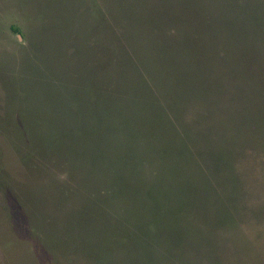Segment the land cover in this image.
<instances>
[{
    "label": "rangeland",
    "instance_id": "374dc122",
    "mask_svg": "<svg viewBox=\"0 0 264 264\" xmlns=\"http://www.w3.org/2000/svg\"><path fill=\"white\" fill-rule=\"evenodd\" d=\"M153 1L99 0L111 8L113 21L96 29L90 0H0V264H264V148L244 155L246 215L235 225L232 193L216 190L225 173L218 167L210 177L194 161H179V185L154 201L170 149L167 128L150 136L145 126L144 139L127 121L125 140L135 143L133 159L146 168L122 176L129 159L117 147L120 138L108 139L107 121L90 124L93 108L127 119L129 98L142 83L135 57L164 79L175 68L186 71L176 74L181 81L199 77L223 112L234 105L226 94L249 92L238 90L237 79L250 71L249 46H260L264 57V0H181L185 19L177 31L187 35L188 60L176 61L167 35L160 47L150 5L147 12L133 6ZM161 1L168 16L173 0ZM131 14L143 20L136 32L119 27ZM239 32L253 39L237 47L228 37L239 39ZM109 56L113 66L106 68ZM50 134L46 141L43 135ZM157 208L158 225L140 237L137 227L153 222ZM180 211L183 221L175 219ZM203 215L233 227H202L204 240L196 222Z\"/></svg>",
    "mask_w": 264,
    "mask_h": 264
},
{
    "label": "trees",
    "instance_id": "16d2710c",
    "mask_svg": "<svg viewBox=\"0 0 264 264\" xmlns=\"http://www.w3.org/2000/svg\"><path fill=\"white\" fill-rule=\"evenodd\" d=\"M171 3L170 16L163 14L166 3L161 0L150 3L136 2L133 6H137L139 9L142 7L141 11L146 10V12L148 9L154 17L151 20H154V29L157 37H159L160 47L163 46L164 36L167 35L169 37L168 47L170 49V59L174 58L173 60L176 61L182 58L184 60L187 59L183 57V54H186V51L184 52V47H186L185 40L187 39V35L177 30H181L184 25L183 20L185 18L183 15L185 7H183L181 0H173ZM147 5H150V7L147 8ZM88 8L91 13L97 16V18H95L96 29L104 27V24L113 21L111 8H108L104 3L101 4L99 0H90ZM152 8H154V10ZM142 25L143 20H141V16L131 14L130 17L122 20L119 27L134 30L136 32ZM164 25L166 26L164 27ZM13 29L20 33L22 32L16 25L13 26ZM228 38L230 42L240 47L244 42L253 39V35L239 32V39L234 33H231ZM88 40V36H85L84 41ZM259 48L260 46H253V48L249 46L248 51L252 56L247 59L246 65L249 66L250 71L248 74L239 73V78L237 79L239 80L237 81L238 90L243 91L242 89L246 88L249 92H241L239 94L229 92L226 94L225 100L231 99L234 102L232 108L226 112L220 111L219 108L217 110L215 103L218 99L213 94H209V92H213L211 86L207 84L206 88L203 87L199 81V77L193 78V74L190 77L188 76V81H185L187 78L183 76L181 81L176 74H182V72L180 68H175L171 70L172 75L164 79L160 72L150 69L145 65L142 58L135 57V59H133V66L135 72L138 71L142 74V83L135 84L134 88H136V94L130 97L127 103L128 120L126 117H122L121 115L118 116L117 112H108L103 115L99 109H90L93 120L89 123L91 125L99 124L101 126L102 122L105 123L107 121L106 127L110 128L109 132L111 131V134L108 135V139H115L116 141L120 138L121 140L120 144L116 143L117 147L122 148L121 154H123V157L127 156L129 160L123 162L120 175L130 176L131 171L134 169L146 168L144 160L133 159L135 153L130 146L135 143L131 140L130 143H128L125 140L127 137L126 134L128 133V128H126L128 126L127 121L134 126L133 128H135L134 130L137 134H142V129L145 126H150V136L157 133L155 128L159 131L167 128V141L170 149L168 151L166 170L162 178L163 182L161 185L157 182V189L152 192L154 201L158 202L160 198L165 196L164 192L170 189L173 192L176 185H179V176L183 173L178 172V168H176L179 161L188 159L194 161L192 164L197 166V169H199L204 176L207 173L210 177L211 175L215 176V168L218 167L220 172L223 171L225 173L222 176L224 179V181L221 182L222 185L219 187L216 186V190L222 191L224 197L232 193L230 200L236 203L237 206V222H235V225H237L239 220H242L246 215L244 213L246 207L242 202L243 173H247L242 166L244 155H246L249 150L264 148V69L262 67L264 57ZM120 50L124 51L122 49ZM220 53L228 54L229 52L225 50V48H222L220 49ZM112 59L113 57L109 56L106 68H111L113 66L111 63ZM190 68L191 73L196 72V65L191 64ZM185 72L184 70L182 75H184ZM138 107H150L153 109V112L147 113L142 110L139 111ZM135 122H137V124H135ZM163 133L164 132L160 133L161 136ZM54 135L55 134H50L48 136L43 135V138L47 141L49 138L54 137ZM142 135L144 139H146L145 134L143 133ZM112 136L114 139H112ZM57 140L58 139H53L52 141ZM193 165L191 168H193ZM256 167L257 169L260 168V172H262L258 161ZM191 168L189 169L192 170ZM56 170L61 171L60 169ZM52 177L58 178L63 184H68V186L71 184L70 178H67V182L65 178H62L65 176H59L58 172L52 173ZM209 186H213L211 182H209ZM213 188L209 192V199L211 202H214ZM115 202L116 200L111 201V203ZM161 211L159 208L156 209L157 213L154 219H152L153 222H150L148 226H146L148 222H144L137 227V234L140 237H147V233L151 234L149 230L152 225H158L159 221L156 220L159 219V213L161 214ZM254 212L256 215L255 218H257L258 212ZM181 216L182 214L180 211L175 219H182L183 221ZM196 222L198 228L202 232L204 240H206L207 234L205 235L203 228L211 227L212 231H215L219 226L233 227L228 226L226 219L213 221L210 216L205 217L204 215ZM179 223L183 224V222ZM169 231L176 232L173 229H169Z\"/></svg>",
    "mask_w": 264,
    "mask_h": 264
}]
</instances>
